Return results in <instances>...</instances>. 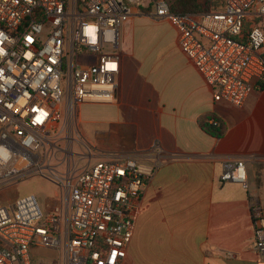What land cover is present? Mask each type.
<instances>
[{
  "label": "built area",
  "instance_id": "built-area-1",
  "mask_svg": "<svg viewBox=\"0 0 264 264\" xmlns=\"http://www.w3.org/2000/svg\"><path fill=\"white\" fill-rule=\"evenodd\" d=\"M148 6L175 28L214 100L240 106L264 86V0H222L200 12H173L168 0H0V190L28 176L57 186L46 209L33 193L0 205V264H34L39 248L61 252L59 264H123L158 162H91L97 148L79 113L85 103L115 101L119 29ZM220 180L248 189L245 160L227 164ZM249 213L264 255V206L251 194Z\"/></svg>",
  "mask_w": 264,
  "mask_h": 264
},
{
  "label": "crops",
  "instance_id": "crops-1",
  "mask_svg": "<svg viewBox=\"0 0 264 264\" xmlns=\"http://www.w3.org/2000/svg\"><path fill=\"white\" fill-rule=\"evenodd\" d=\"M172 44L162 56H135L118 43L115 101L99 114L79 113L83 136L97 148L91 162L115 156L158 162L145 182L123 264H264L249 213L250 194L264 206V86L240 106L214 100L185 54L171 56L182 51L176 30ZM209 112L225 123L221 137L199 125ZM155 141L160 150L152 151ZM236 159L246 162L248 189L220 180Z\"/></svg>",
  "mask_w": 264,
  "mask_h": 264
},
{
  "label": "rangeland",
  "instance_id": "rangeland-1",
  "mask_svg": "<svg viewBox=\"0 0 264 264\" xmlns=\"http://www.w3.org/2000/svg\"><path fill=\"white\" fill-rule=\"evenodd\" d=\"M168 1L171 3L174 0ZM204 1L198 0L201 3ZM137 11L138 13L134 14L137 16L128 19L119 29V50L122 49L124 51L125 48L129 47L127 49L130 50L131 48L135 56H154L156 53L158 56H162L169 50L173 51L174 45L172 42L175 37V30L170 23L164 19L152 18V8L150 6L139 7ZM257 21L264 24V16L257 18ZM117 52L119 54V51ZM171 56H184V53L181 51V53ZM104 105L106 104H86L82 105L80 110L83 116L99 114L105 108ZM56 189L57 186L44 177L28 176L12 186L0 190V205L13 201L25 194L33 193L42 208L46 209L52 204L53 194ZM60 256L61 252L39 248L34 264H37L40 259H49L48 262H51L53 257H57L54 263L59 264Z\"/></svg>",
  "mask_w": 264,
  "mask_h": 264
},
{
  "label": "trees",
  "instance_id": "trees-1",
  "mask_svg": "<svg viewBox=\"0 0 264 264\" xmlns=\"http://www.w3.org/2000/svg\"><path fill=\"white\" fill-rule=\"evenodd\" d=\"M221 4L222 0H205L203 3L198 2V0H174L170 3V9L173 12H200L217 9ZM199 125L205 132L214 137H221L226 130L224 121L214 112L200 116Z\"/></svg>",
  "mask_w": 264,
  "mask_h": 264
}]
</instances>
